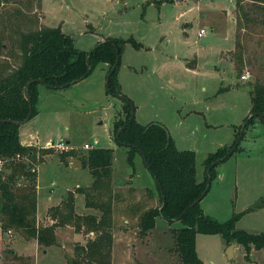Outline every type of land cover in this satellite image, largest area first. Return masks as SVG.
Instances as JSON below:
<instances>
[{"label": "rangeland", "instance_id": "obj_1", "mask_svg": "<svg viewBox=\"0 0 264 264\" xmlns=\"http://www.w3.org/2000/svg\"><path fill=\"white\" fill-rule=\"evenodd\" d=\"M234 3L42 0V13L43 23L60 24L82 50H90L105 37H133L141 43L139 49L129 42L122 46L119 90L132 100L136 121L161 123L178 149L195 152L196 178L201 181L205 158L232 143L239 126L251 115L250 92L257 82L264 83V25L258 22L254 28V22H249L246 30H238L236 18L232 19ZM201 28L205 33L198 36ZM107 69V64L99 63L89 76L63 88L38 84V112L29 123L38 136L22 144L39 149L60 137L83 153L85 143L112 148L111 264H182L170 233V228L179 227L178 221L168 223L158 216L155 228L139 234L140 213L159 204L157 188L142 155L136 152L129 163L128 148L113 137V122L124 119L125 112L122 98L106 93ZM245 72L250 77L242 79ZM243 131L239 148L215 166L200 205L220 222L238 214L236 229L260 233L264 232V122L257 116ZM52 149L34 163L39 197L36 223L48 224L47 208L60 204L67 192H74L76 214L99 215L84 206L81 193L75 199L76 188L92 182L88 169L76 156L61 159L64 148ZM85 231L61 226L57 243L49 247L21 233L0 231V264H71L76 242L85 243L93 236ZM231 244L220 234H196L202 264H264V248H252L246 256L244 247L236 244L228 257Z\"/></svg>", "mask_w": 264, "mask_h": 264}, {"label": "trees", "instance_id": "obj_2", "mask_svg": "<svg viewBox=\"0 0 264 264\" xmlns=\"http://www.w3.org/2000/svg\"><path fill=\"white\" fill-rule=\"evenodd\" d=\"M235 13L238 30H246L249 22H254V28L258 22L264 25V0H235ZM43 15L42 0H0V159L8 171H0V231L21 233L34 238L38 245L49 247L57 243L59 227L71 225L77 231L84 227L85 233L92 231L93 236L85 243L76 242L71 264H111L115 198L112 190V148L94 146L83 153L68 142L67 147L60 151L61 159L76 156L80 165L88 169L92 176L91 184L78 186L76 192L83 195L84 206L97 210L99 215L76 214L74 192H67L60 204L48 208L50 223L38 225L34 163L37 157L39 159L54 149L22 144L20 126L11 120H23L28 114L29 103L32 108L29 120L37 114L38 84L54 89L66 87L89 76L99 63L108 65L107 75L117 58L106 93L123 95L117 80L122 46L129 42L139 49L142 45L133 37H105L90 50H82L75 47L72 37L61 29L60 24L48 26L43 23ZM238 43L235 40V45ZM87 58L89 64L86 63ZM28 82L30 102L23 93ZM123 96L125 118L114 120L113 137L128 148L129 163H133L136 152L144 157L143 161L155 180L159 200L157 206L140 213L139 234L144 236L155 228L158 216L168 223L178 221L179 227L170 228V233L174 251L182 264H202L195 246L197 233L220 234L227 244L242 245L246 256L252 248H264V232L252 233L235 228L238 214L220 222L205 214L200 205L215 176V166L230 155L227 152L235 143L241 126L228 147L220 146L207 155L204 178L198 181L195 152L178 149L161 123L136 121L134 115L131 117L132 100ZM250 101L252 116L246 117L245 128L259 117L258 114L264 118V83L254 85ZM239 143L233 151L239 148Z\"/></svg>", "mask_w": 264, "mask_h": 264}, {"label": "water", "instance_id": "obj_3", "mask_svg": "<svg viewBox=\"0 0 264 264\" xmlns=\"http://www.w3.org/2000/svg\"><path fill=\"white\" fill-rule=\"evenodd\" d=\"M89 53H90V52H89ZM86 63L89 64L88 58L86 59ZM117 63H118V58L116 59V61H115V63L113 64V66L111 67L110 72L107 73V75H106V80H105V84H106V85L108 84V80H109L110 73L114 70V68H115V66L117 65ZM29 83H30V82L27 83V85L24 87V90H23L24 96H25V98H26V100H27L28 102H30V98H29L28 93H27V86H28ZM118 96H119L120 98H123V97H124V96L121 95V94H118ZM31 112H32V108H31V104L29 103V110H28V114H27V116H26L23 120H20V121H13V120H11V122H12L13 124H16V125L21 126V125L25 124V123L29 120L30 115H31ZM133 115H134V114H133V108H132V109H131V117H132ZM258 115H259V117L261 118V120L264 122V118H263V116H262L261 114H258ZM251 116H252V115H249V116H248V119L251 118ZM247 121H248V120H246V121L244 122V124L241 126L240 133H239V135H238V137H237L235 143L233 144V146L228 150L227 155L232 153V151L235 149V147L237 146L238 142L240 141V138H241V136H242V132H243V130H244L246 124H247ZM119 131H120V129L117 131L116 136H118ZM67 143H68V142H67ZM143 158H144V157H143ZM208 181H209V179H208ZM197 201H198V200H196L195 202H197ZM234 246H235L234 243L231 244V245L229 246V249H228V251H227V256H228V257H232V248H233Z\"/></svg>", "mask_w": 264, "mask_h": 264}, {"label": "crops", "instance_id": "obj_4", "mask_svg": "<svg viewBox=\"0 0 264 264\" xmlns=\"http://www.w3.org/2000/svg\"><path fill=\"white\" fill-rule=\"evenodd\" d=\"M234 10H235V3H234ZM233 18H235V16L234 17H232V19ZM236 22V21H235ZM62 29V28H61ZM249 77H250V75H249ZM248 77V78H249ZM31 120H32V118L30 119V120H28L25 124H23V125H21L20 126V140H21V143H26L27 141L28 142H31V141H33V137H36V136H38L37 135V133L35 132V131H33V129L29 126V123L31 122ZM66 142H70V140H66ZM115 188V187H114ZM37 208H38V185H37ZM78 195H81L80 193H77L76 195H75V199L77 198V196ZM63 197V196H62ZM62 197H61V199H62ZM135 200H137V198L135 199ZM59 203V202H58ZM58 203H56V204H53V205H57ZM52 206V205H51ZM50 207V206H49ZM47 210H48V208H47ZM47 210H46V212H47ZM45 214H47V213H45ZM37 217H38V215H37ZM47 217V220H49L48 221V223H50V218L48 217V216H46ZM39 219V218H38ZM41 219V218H40ZM124 221H128L127 219H125ZM68 226V225H67ZM70 227V226H69ZM75 235H77V233H75ZM76 241H79V239H76ZM132 246H134L135 247V245L132 243L131 244ZM140 247H144V245L142 246V245H139V248ZM234 247H236V244H235V246Z\"/></svg>", "mask_w": 264, "mask_h": 264}, {"label": "built area", "instance_id": "obj_5", "mask_svg": "<svg viewBox=\"0 0 264 264\" xmlns=\"http://www.w3.org/2000/svg\"><path fill=\"white\" fill-rule=\"evenodd\" d=\"M205 33L204 29H200L199 32H198V36H202L203 34ZM242 79H246L249 77V73L248 72H245L243 74H241L240 76ZM45 145H47L48 147H53V148H65L67 147L68 143L63 140L62 138H57V139H53L51 141H48ZM83 149H90L92 147H94V145L92 144H88V143H85L83 146ZM3 163L4 161L0 159V171L2 170L3 168Z\"/></svg>", "mask_w": 264, "mask_h": 264}]
</instances>
